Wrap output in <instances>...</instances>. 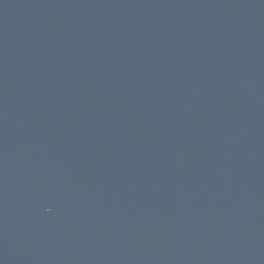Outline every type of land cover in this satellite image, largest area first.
Returning a JSON list of instances; mask_svg holds the SVG:
<instances>
[{
	"label": "water",
	"instance_id": "water-1",
	"mask_svg": "<svg viewBox=\"0 0 264 264\" xmlns=\"http://www.w3.org/2000/svg\"><path fill=\"white\" fill-rule=\"evenodd\" d=\"M0 264H264V0H0Z\"/></svg>",
	"mask_w": 264,
	"mask_h": 264
}]
</instances>
